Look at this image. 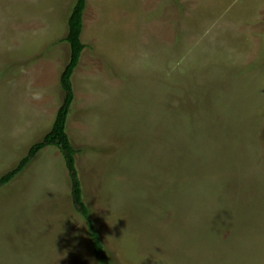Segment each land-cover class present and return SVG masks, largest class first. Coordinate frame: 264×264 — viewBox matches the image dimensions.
<instances>
[{"label": "rangeland", "instance_id": "rangeland-1", "mask_svg": "<svg viewBox=\"0 0 264 264\" xmlns=\"http://www.w3.org/2000/svg\"><path fill=\"white\" fill-rule=\"evenodd\" d=\"M74 0H0V175L50 128ZM66 130L108 264H264V0H86ZM0 264H106L46 146L0 187Z\"/></svg>", "mask_w": 264, "mask_h": 264}, {"label": "trees", "instance_id": "trees-1", "mask_svg": "<svg viewBox=\"0 0 264 264\" xmlns=\"http://www.w3.org/2000/svg\"><path fill=\"white\" fill-rule=\"evenodd\" d=\"M85 2L86 0H74L66 18V34L63 40L68 44L69 56L59 74V86L62 97L52 124L39 140L33 142L28 147L25 154L14 165L0 175V187L6 185L18 175L44 147H57L62 155L67 172L71 203L86 224L91 252L97 260L108 264L98 231L89 216V210L83 200L81 181L75 161L76 150L73 148L66 130L68 116L74 101L72 75L84 49V44L81 41V33Z\"/></svg>", "mask_w": 264, "mask_h": 264}]
</instances>
